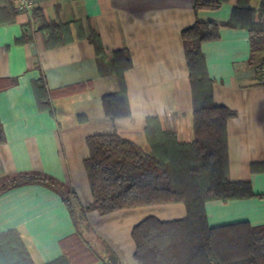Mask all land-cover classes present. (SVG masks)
Wrapping results in <instances>:
<instances>
[{"label":"crops","instance_id":"0c3cea01","mask_svg":"<svg viewBox=\"0 0 264 264\" xmlns=\"http://www.w3.org/2000/svg\"><path fill=\"white\" fill-rule=\"evenodd\" d=\"M195 0H43L38 5L49 21L84 23L87 36L48 48L33 10L14 21L0 22V178L20 173H47L74 188L85 206L93 194L85 160L87 138L118 132L149 151L147 118L157 116L179 141L195 138L193 91L183 30L196 21L226 24L237 0L217 9L195 11ZM262 0H253L255 8ZM5 7V4H0ZM94 19L106 52L125 50L133 65L125 72L131 116L112 120L103 97L117 92L109 62L88 39ZM27 38L28 40L21 41ZM202 51L214 81V100L236 114L228 122L230 178L248 181L264 193V86L260 68L264 52L252 57L249 32L222 28L221 38L204 42ZM15 79L14 85L8 86ZM36 84L44 85L39 90ZM46 98L49 107L39 100ZM212 227L248 221L264 224V197L214 200L206 205ZM149 216L169 221L187 216L183 203L88 213L95 232L122 264H139L134 254V227ZM18 230L37 264L63 255L60 242L76 231L63 197L43 184H29L0 195V234ZM99 237V239H98ZM93 264H105L98 260Z\"/></svg>","mask_w":264,"mask_h":264},{"label":"trees","instance_id":"16d2710c","mask_svg":"<svg viewBox=\"0 0 264 264\" xmlns=\"http://www.w3.org/2000/svg\"><path fill=\"white\" fill-rule=\"evenodd\" d=\"M34 0L33 13L39 20L48 48L85 38L84 23L49 21ZM231 0H195L194 9H217ZM253 0H237L226 24L196 21L182 32L189 78L193 91L195 138L179 141L176 132L165 129L157 116L147 118L149 151L122 137L118 132L87 138L90 156L85 160L93 202L83 205L76 190L53 176L40 172H20L0 178V195L29 184H43L57 191L66 203L76 231L61 240L63 255L45 264H122L118 254L102 238L101 246L91 240L95 232L88 213L102 215L118 210L183 203L187 216L164 221L149 216L132 232L136 244L135 260L139 264H264V224L248 221L212 227L206 205L214 200H238L264 197L248 181L230 178L228 122L235 112L214 100V81L209 75L202 51L204 42L221 38L222 28L249 32L251 54L264 52V0L257 9ZM0 22L14 21L20 12L14 0H0ZM88 39L99 57L105 58L117 78L119 90L103 97L106 115L112 120L131 116L125 72L132 67L125 51L106 52L94 19L88 22ZM28 40L27 38L21 41ZM15 79L8 86L14 85ZM37 89H45L36 84ZM39 100L49 107L46 98ZM0 264H37L21 235L12 229L0 234Z\"/></svg>","mask_w":264,"mask_h":264},{"label":"built area","instance_id":"2783aa9c","mask_svg":"<svg viewBox=\"0 0 264 264\" xmlns=\"http://www.w3.org/2000/svg\"><path fill=\"white\" fill-rule=\"evenodd\" d=\"M16 6L21 12H29L33 10L34 0H14ZM260 82L264 86V61L260 68Z\"/></svg>","mask_w":264,"mask_h":264}]
</instances>
